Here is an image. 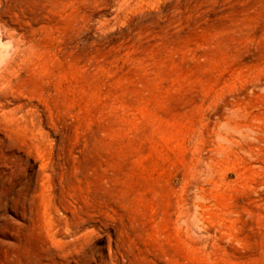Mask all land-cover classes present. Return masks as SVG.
Segmentation results:
<instances>
[{"label": "rangeland", "instance_id": "1", "mask_svg": "<svg viewBox=\"0 0 264 264\" xmlns=\"http://www.w3.org/2000/svg\"><path fill=\"white\" fill-rule=\"evenodd\" d=\"M63 1L0 101V264H264V0Z\"/></svg>", "mask_w": 264, "mask_h": 264}, {"label": "bare ground", "instance_id": "2", "mask_svg": "<svg viewBox=\"0 0 264 264\" xmlns=\"http://www.w3.org/2000/svg\"><path fill=\"white\" fill-rule=\"evenodd\" d=\"M43 1L37 4L38 8L22 7L20 4L18 12L14 13L11 37H4L0 33V101L2 93L11 90L13 85L29 75L40 60L43 51L49 47V44L45 42L48 31L43 32L47 28L44 25L50 13L61 17L65 10L63 0L54 4V10L49 8L50 3ZM35 12L37 14H34ZM6 25V22L3 23L0 20V28L5 30ZM77 45L76 41L71 47L76 48ZM2 105L0 102V110H2Z\"/></svg>", "mask_w": 264, "mask_h": 264}]
</instances>
